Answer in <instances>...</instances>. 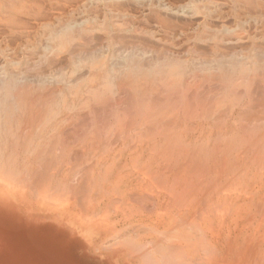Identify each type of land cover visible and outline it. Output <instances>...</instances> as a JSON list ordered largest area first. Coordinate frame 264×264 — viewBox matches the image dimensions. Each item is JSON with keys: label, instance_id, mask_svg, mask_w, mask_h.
<instances>
[{"label": "bare ground", "instance_id": "1", "mask_svg": "<svg viewBox=\"0 0 264 264\" xmlns=\"http://www.w3.org/2000/svg\"><path fill=\"white\" fill-rule=\"evenodd\" d=\"M82 1L85 2V0ZM89 1L96 3H94L95 0ZM104 1L106 3L122 1L123 4V0ZM195 1L198 0L175 5L176 3L168 2L164 4L160 0H145L143 5L154 6L152 8L158 12L157 22L165 27L174 26V19L171 21L170 15L177 18L178 16L190 18L192 13L201 17L204 15L205 18H202L205 21L200 19L202 22L199 24H203L205 26L203 27L207 29L210 27V22L207 25L206 16L212 15V11L206 7L203 9L201 0L199 2L203 7ZM260 1L244 0L243 3L247 4L245 7H252L253 11L258 2L263 5L261 8H264V2ZM207 2L204 1L205 6ZM211 3L209 1L208 6L216 4ZM40 4V0H0V32H2L0 34L6 42L11 43L14 39H22L20 36L24 33L23 28L31 26L29 24L31 22L28 23L26 18L32 17V20L38 21L37 23L43 19L42 8V15L39 13ZM91 6L93 5L91 4L90 8ZM109 6L111 7L112 4ZM118 8L122 10L121 7ZM258 8L256 12L259 11ZM80 11L85 14L83 10ZM88 13L86 12L87 15ZM92 13L89 14L92 15ZM247 14L250 15V13ZM53 15H49V18L50 16L53 18ZM223 17H220L221 21ZM49 18H45L49 22L44 20L45 22L39 23V26L48 28V33H42L44 36L48 34L46 44L43 43L39 50H33L39 51L43 55L42 59L46 57L44 55L59 56V53L64 54L65 51H68L69 56L79 53L80 48L76 47L70 51V47L77 44L75 42H79L80 38L81 41H85V38L89 39L88 36H84L85 40H82L79 33L88 31L87 34H89L92 31L83 28L88 21L76 18L77 22L73 17L75 20L73 19L72 22L68 16L67 22L62 21L64 18L57 17V21L52 18L50 21ZM246 19L248 18H244L245 21H250ZM91 20L95 21L92 17ZM117 20L113 23H117ZM62 22L65 23L61 24ZM120 22L117 23L119 27L122 24ZM99 23L97 28L103 27L102 31L106 35L105 30L108 31L111 26ZM178 23L181 24L182 21ZM223 23L221 22V26L225 28ZM125 25L128 24L123 26ZM141 25L140 29L137 26L139 31H145L146 29H141ZM90 27L91 25L88 24V28ZM228 28L226 27V30ZM230 31L232 34L233 29ZM15 33L20 38H17ZM215 33L217 32L215 31L213 35L205 31L199 32L195 38L207 40L206 43L209 41L210 48L215 52L224 43L223 38L219 39L220 35ZM242 34L234 35L237 38V41H234L238 42V37H242ZM14 35L16 38L11 40ZM29 36L30 39L33 38L31 34ZM44 36H40L41 41ZM189 37L190 40L193 39ZM107 38L104 36V39ZM228 41L229 39L226 43H229ZM86 44L89 45V42ZM30 45H26L25 48L29 49ZM110 47H106L107 51ZM252 48L256 50L255 46ZM252 48L244 49L246 54L239 57L237 66H234L235 60L234 64L229 60L232 67L229 63L227 64L228 60L225 61L224 67L226 58L223 59L224 63H221L218 58L215 59L214 56L207 58L206 55V58L204 56L199 63L196 60L199 64L196 67L198 71H201L198 75H196L197 71L193 70L194 64L192 68L188 59L183 62L173 60L169 63H166L168 60H162L163 63L156 62L157 68L151 63L149 68L144 66V63L141 64L143 60L141 56L134 52H131L134 54L132 55L129 50L128 53L124 51V55L120 56L118 61L115 60L116 63L112 59L110 62L108 59L105 61L107 55L100 57L95 63L90 61L89 64L92 67L88 65V60L85 64L96 72L86 78L88 79L86 82L91 78L94 85L88 87L87 94L93 104H97L95 108L98 110L95 111L87 101L83 103V99L82 105L86 106L88 115L86 112L84 115H81V112H73L77 117L70 114L77 101L75 104L71 103L73 109L71 105L68 107L64 104L67 111L71 110L70 113L63 112L65 109L63 105L60 106V103L56 106L57 101L53 102L59 99L54 98L55 94L59 96L65 90L54 93L50 89L48 92L45 89L43 91V85H40L41 87L38 85L40 87L38 91L32 88L29 90V86L28 90L21 89L19 92L16 91L17 93H10V90L12 92V89L16 87L14 80L22 73L16 72L15 69H12L14 70L12 72L9 70V65L16 62L10 61L11 57L7 58L9 61L3 60L4 62L0 65V213L31 222L30 224L37 227L43 225L55 228L64 236L70 237L68 239L73 240L71 243L81 244L84 249L99 254L100 257L104 256L105 259H103L112 264H122L123 261L125 264H264V57L262 60L256 59L259 56H255L256 54L252 52V56L256 57L252 58L249 53ZM85 49L86 47L82 50ZM87 49L93 52L91 48ZM31 53L28 52V54ZM86 54H89L88 51ZM116 57L113 55V60ZM234 58L236 57L230 59ZM48 59H51V56ZM135 60L139 67L141 66L140 73L143 76L132 72L133 69L130 67L135 64H132ZM51 61L48 62L54 66H58L60 62L57 61L58 64H56L57 62ZM14 64L12 66L15 68L16 64ZM50 64L48 63L47 66ZM63 64L61 63L62 66ZM72 65L73 69H69L70 76L77 72L76 64L72 63ZM79 66L78 69H80ZM226 66L232 68V73L226 72L225 69L230 70ZM123 69H125L124 73H120ZM53 70L52 74L55 72ZM126 71L129 73L127 79L130 78L129 82H131L127 80V83L124 81L125 84L118 80L117 75L122 74L123 78L125 74L126 77ZM199 73L204 75L200 76ZM57 74L54 75L55 79L52 78L53 75H48L49 82L55 84L56 81H65L62 74H58L59 76ZM131 75H136V80L133 76L130 77ZM81 77L76 80L78 82L76 87L79 89L78 84L85 82V78L81 79ZM137 77L142 81L137 80ZM72 79L69 81L73 82ZM17 81L20 79H16L15 83ZM24 81L27 82L26 79ZM71 82L68 85H72ZM76 87L73 86L71 89ZM78 88L77 91L74 90L75 95ZM82 105L80 103L79 106ZM77 107L75 106V111ZM106 115L108 117L105 118Z\"/></svg>", "mask_w": 264, "mask_h": 264}, {"label": "rangeland", "instance_id": "2", "mask_svg": "<svg viewBox=\"0 0 264 264\" xmlns=\"http://www.w3.org/2000/svg\"><path fill=\"white\" fill-rule=\"evenodd\" d=\"M104 1V0H103ZM103 1H101V0H99V1H97V0H95L94 1V3L95 4H93L92 3V1L90 2L89 0H85V2L84 1H82V2H84V3H82L81 2V0H40V2H41V4H40V8H39V10L42 8L43 9V14H44V17L42 16V20L41 21H39V23L41 24V23H43V22H45V21H47L48 19H46L45 20V18L46 17H48L49 18V15H53V18L50 16V18H52L54 21H57V19L58 18H64V20H62V21H65L66 20V22L67 21H69V20H72V22H73V17H75V19L77 18V19H80V20H84L85 22L86 21H88V22H86V23H88L89 24V26L91 25V27L90 28H88V24L87 25H85V26H87V28L84 26L83 28H85V30H92V31H94L93 32V34L90 32L89 34H87L88 33V31H80L79 33H81L80 35L82 36V40H87V38H85V39H83L84 38V36L85 37H87L88 36V40L85 42V41H81V38H80V41L82 42V43H80V41L78 42V41H76L75 43H77V44H75V45H73V46H69L70 47V51H72V49L73 48H75L76 49V47H77V49L78 48H80L79 49V53H77V54H75L74 53V55L73 56H69L68 54L69 53H67L68 51H65V53L64 54H61V53H59L58 55L60 56V60L58 59V57L59 56H56L55 54H54V56H52L53 54H51L50 56H51V59L53 60L55 57H57L56 58V60L54 59L53 61H51V59H48V58H50V56L49 57H47V55H44V56H46L45 58H43L42 59V57H43V55L42 54H40L39 53V51H34V50H39V47H41L42 46V44L44 43V44H46V41H47V35L48 34H45L46 36H44L42 33H48V28H46V27H43V26H39L40 24L39 23H37L36 21H34V20H32L33 18L32 17H30V18H26V20H27V22L29 23V22H31V23H29V24H31V26L29 25V26H27V27H24L23 28V31H24V33H23V35L22 36H20L22 39H14V38H16V36H17V38H20L19 37V35L17 34V33H15V35H14V37L13 38H11V40L12 39H14V42H13V40H12V42H11V40H9V42H11V43H8V42H6V40H5V38L3 37V35H1L0 34V65H1V63L2 62H4L3 60H8L7 58H10L9 60L10 61H12L13 60V62L14 61H16V62H18V64H16V62H15V68H14V66H12L13 64H10L9 65V70L12 72V71H14V70H12V69H15V71L16 72H18V73H22L21 75H20V77L18 78H16V79H20V81H24L25 79L27 80V82L26 81H24L23 83L22 82H20V81H17L16 83H15V81H16V79L14 80V84H16V87L14 88V86H13V88L14 89H12V92H11V90H10V93H17V92H19L21 89H26V90H28V88L27 87H29L30 86V88H29V90H34V91H38L37 89H39L42 85V89H43V91H45V90H48V92L50 91V89H51V91L52 92H54V93H56V91L57 92H59V93H61V91L63 90H65L64 92H62L63 94H60L59 96H57L56 94H55V97L54 98H59V99H55V100H53V102L55 103L56 101V104L57 103H60V106H62L63 105V108L65 109V106H64V104L65 105H68V107H70V105H71V109H73V111L70 113V111H67V109H65V111H63V112H66V113H70V114H73L74 115V113L76 112H81V115H84V113L86 112V114H87V108H86V106H84V105H82L83 103H85V101H87V103L90 105H92L93 106V108L95 109V111H97L98 109H96L95 108V106L97 105V104H93V101L90 99V96H89V94H87L88 93V87H91V85L92 86H94L93 85V82L91 81V78L89 79L90 81H87L86 82V80H88V79H86V78H88V76L90 77V74H92V73H94V72H96V70L94 69L93 70V68L92 69H89L90 68V66H91V64H89V62L90 61H94V63H95V61L97 60L98 61V59H100V57H102V56H105V55H107L106 56V59H105V61L108 59V62H110L111 60L110 59H112V61H114L115 62V60L116 61H118V59L120 58V56H122V55H124V51H128L129 50V52H130V54H132L133 52H134V54H137L140 58H143V60H142V62H141V64H143L144 63V66H146V67H149V65H150V63H151V65H154V67H155V65L157 64L156 62H158V61H162V60H168L166 63H169V62H173V60L174 61H178L179 60V62H180V60H181V62H183V61H185V60H190V63L189 64H192V68H193V70H194V72H196V73H194V75L196 74V75H198V72H200L201 73V71H198V69H197V67L196 66H199V64H197L196 63V60H197V62L199 63L200 62V60L202 59V58H204V56H205V58H206V55H207V58H209V57H211V56H214V58L215 59H217L218 58V60L219 61H221V63L223 62V59H225L226 58V60H224V62L225 61H227L228 60V62H227V64L230 62L229 60H231V62L230 63H232V64H234L233 63V61L234 62H236V64H234V66L236 65H238L237 63L239 62V57L241 56V55H245L246 54V52H244V49H249V47L250 48H252V47H254L255 46V49L256 50H254V48H252L251 49V52H249L250 54H251V56L255 53L256 55L255 56H259L258 58H256L255 56H252V58L253 57H255L256 59H259V58H261L260 60H262V58L264 57V37H262V36H264V21L262 22V20H263V18L264 17H262V16H264V8L262 9L261 7H263V5L262 4H259V2H261L260 0H259V2L257 3V6H256V8L255 9H253V11H252V7L251 8H249V7H245V6H247V4H245V2L243 3V1L241 2V1H239V0H209V1H211L212 3L211 4H213V2H215L216 4H213V5H211V6H208V4H209V1L207 2V0H201L200 2L202 3H200L199 2V0L197 1V2H199V6H201V5H204V8L203 9H206V8H209V9H211V11H212V15H207L206 16V23H207V25H209V22H210V29L209 28H207V29H209V30H207V29H205L204 27V25L203 24H199V22H202V21H205V20H203V18H205L204 17V15H202V17H201V15L199 16V15H193L192 13H191V17L190 18H188V17H186V16H178V18L176 17V16H171L170 15V20L171 21H173L172 19H174V21L173 22H175L174 23V26L173 27H165V26H163V25H161L159 22H157V14H158V12H157V10H155V8H152V7H154V6H144L145 5V0H123V4L121 3L122 1H117V3H114L113 1H109V2H103ZM157 1V0H156ZM161 2H163L164 4H167V2L169 3V4H175V5H177L178 3L179 4H181V3H185V4H187L188 2L187 1H191V0H160ZM175 1V2H174ZM187 3H186V2ZM194 1V0H193ZM204 1L205 2H207V6H205V4H204ZM254 1V0H253ZM263 2H264V0H262ZM98 2H102L101 4L100 3H98ZM196 1H195V3H197ZM82 3V4H81ZM93 5V6H91L92 8H90V5L91 4ZM98 3V4H97ZM121 3V4H120ZM125 3V4H124ZM142 3V4H141ZM194 3V4H195ZM227 3V4H226ZM230 3V4H229ZM236 3V4H235ZM75 4V5H74ZM84 4H89V6L87 7V5H84ZM107 5V7H106V5ZM112 4V6L113 5H120V6H118V7H121L122 8V10L120 9V8H118L117 6L115 7V6H113V8H112V6L110 7H108V5H111ZM144 4V5H143ZM201 4V5H200ZM244 4V5H243ZM264 4V3H263ZM44 5V6H43ZM98 5H100V6H98ZM122 5L124 6V7H122ZM197 5V4H196ZM197 5V6H198ZM240 5V6H239ZM80 6V7H79ZM85 6H86V8H88V10H90V12L92 13L93 11H94V13H92V15L91 14H89L90 12L85 8ZM101 6H103V7H101ZM143 6V7H142ZM218 7V9H217V7ZM237 6V7H236ZM53 7H55L54 9H53ZM75 7V8H74ZM81 7H83V8H81ZM106 7V8H105ZM115 7V8H114ZM131 7V8H130ZM145 7V9H143ZM201 7H203V6H201ZM206 7V8H205ZM240 7V8H239ZM259 7V8H258ZM65 8V9H64ZM81 8V9H80ZM90 8V9H89ZM94 8V9H93ZM98 8V9H97ZM117 8V9H116ZM126 8H127V11H126ZM151 9L150 11H149V9ZM212 8H213V10H212ZM235 8V9H234ZM245 8H247V9H245ZM254 8V7H253ZM257 8H258V10L259 11H257L256 12V10H257ZM42 9L40 10V15H42L41 13H42ZM47 9H49V11H47ZM59 9V10H58ZM61 9V10H60ZM86 9V10H85ZM91 9L93 10V11H91ZM97 9V10H96ZM111 9V10H110ZM117 11H115V10ZM129 9V10H128ZM214 9H217V10H214ZM57 10V11H56ZM80 10H85L84 12H85V14H86V12L88 13V15L86 14H82V11H80ZM110 10V11H109ZM114 10V11H113ZM120 12H119V11ZM137 10V11H136ZM153 10V11H152ZM232 10H234V11H232ZM62 11V12H61ZM110 13H109V12ZM127 13H126V12ZM213 11H214V13H213ZM249 11V12H248ZM252 13H251V12ZM63 13V14H61V13ZM72 12V13H71ZM73 12H76V13H73ZM139 12V13H138ZM157 12V13H156ZM260 12V13H259ZM47 13V14H46ZM69 13H71V14H69ZM81 13V14H80ZM101 15H100V14ZM142 13V14H141ZM217 13H219V14H217ZM224 13V14H223ZM245 13V14H244ZM247 13H250V15L249 14H247ZM258 14V15H255V14ZM262 13V14H261ZM57 14V15H56ZM68 14V15H67ZM77 14H79V16L81 15L83 18H80V17H78V15ZM110 14V15H109ZM113 14V15H112ZM118 14H120V15H118ZM127 14V15H126ZM220 14H221V16H220ZM247 14V15H246ZM93 15H94V17H96V18H94L93 17ZM117 15V16H116ZM125 17H124V16ZM140 15V16H139ZM193 15V16H192ZM229 15V16H228ZM234 15V16H233ZM253 15V16H252ZM262 15V16H261ZM46 16V17H45ZM67 16L69 17V20H68V18H67ZM87 16H89V17H87ZM128 16H130V17H128ZM137 16V17H136ZM187 16H190V15H187ZM194 16H196V17H198V18H196V17H194ZM216 16V17H215ZM222 17V16H224L222 19V21L220 20L221 18L220 17ZM227 16V17H226ZM233 16V17H232ZM246 16V17H245ZM248 16H250V17H248ZM58 17V18H57ZM72 17V18H71ZM91 17H92V19H95V21L94 20H91ZM101 17V18H100ZM112 17H113V19H112ZM155 17V18H154ZM200 17V18H199ZM209 17V18H208ZM213 17H215V18H213ZM49 18V20L50 21H52V19H50ZM85 18V19H84ZM88 18V19H87ZM108 18H109V20H110V22H109V20H108ZM120 18V19H119ZM131 20H130V19ZM154 18V19H153ZM192 18H193V20H192ZM211 18V19H210ZM218 18V19H217ZM225 18V19H224ZM242 19V21H240V19ZM244 18H248V19H246V20H249L250 19V21H251V23H249L250 21H245L244 20ZM256 18H257V20H256ZM261 18V19H260ZM74 19V20H75ZM75 20V21H77L78 22V20ZM96 19H98V20H96ZM118 19V20H117ZM125 19H127V20H129L128 22H127V20L125 21V22H123ZM185 19V20H184ZM200 19H202V21L200 20ZM213 19V20H212ZM217 19V20H216ZM251 19H254V20H251ZM259 19H260V21H259ZM30 20V21H29ZM32 20V21H31ZM45 20V21H44ZM115 20H117L116 22L119 24V22L120 23H122L123 25L124 24H128V25H125V26H123L122 24H120L121 25V27H119V25L117 24V23H113V21H115ZM135 22H134V21ZM178 20V21H177ZM195 20V21H194ZM209 20V21H208ZM212 20V21H211ZM218 20H220V21H218ZM234 20V21H233ZM244 20V21H243ZM74 21V22H75ZM106 21H107V23H106ZM119 21V22H118ZM182 21V23L181 24H179L178 22H181ZM188 21V22H187ZM190 21H192V22H190ZM223 21H224V23H223ZM230 21V22H229ZM233 21V22H232ZM256 22V23H253V22ZM259 21V22H258ZM1 22V21H0ZM47 22H49V21H47ZM81 22V21H80ZM79 22V23H80ZM91 22L93 23V24H91ZM99 22H101V24L103 23V25L104 24H106V25H108V26H111V28H109V30L107 31V30H105V34L106 35H104V31H102V28H100L101 29V32H103V33H101L100 32V29H98L99 28V26H98V23ZM108 22H109V24H108ZM137 22V23H136ZM139 22H140V24H139ZM156 22V23H155ZM184 22V23H183ZM187 22V23H186ZM221 22L228 28L227 30H232L233 29V31H232V34H231V31H230V33H229V31L227 32V30H226V27L225 28H223L221 25ZM33 23H37L36 25H34ZM63 23H65V22H62L61 24H63ZM85 23V24H86ZM130 23H131V25H130ZM155 23V24H154ZM178 25H177V24ZM218 23V24H217ZM250 24V25H246V24ZM96 26H95V25ZM113 24V25H112ZM133 24V25H132ZM135 24V25H134ZM138 24H139V26L141 25V29L143 28V29H146L145 31L144 30H140L139 31V29H140V27L138 26ZM196 24V25H195ZM213 24V25H212ZM214 24H216V25H214ZM233 24V25H232ZM236 24V25H235ZM99 25H100V23H99ZM155 25V26H154ZM158 27H157V26ZM160 25V26H159ZM178 26V28H177V26ZM182 25V26H181ZM190 25V26H189ZM223 25V26H224ZM235 25V26H234ZM4 26V25H3ZM36 26V27H35ZM62 25H60V27H61ZM116 26H117V28H116ZM132 26V27H131ZM139 27V29H138V27ZM204 26V27H203ZM214 26V27H213ZM219 26V27H218ZM221 26V27H220ZM236 26H238V27H236ZM98 27V28H97ZM101 27V26H100ZM105 27V26H104ZM135 27H136V29H135ZM146 27V28H145ZM175 27V28H174ZM197 27L199 28V29H197ZM237 28V30H236V28ZM247 27V28H246ZM4 28L5 29H7L6 28V26H4ZM3 27H1V29H4ZM46 28V29H45ZM82 28V29H83ZM95 28V29H94ZM127 28V29H126ZM128 28H131L130 30L128 29ZM154 28V29H153ZM201 28V29H200ZM204 28V29H203ZM244 28H245V30H244ZM259 28V29H258ZM98 29V31H96ZM120 29V30H119ZM127 31H126V30ZM133 29V30H132ZM215 29V30H214ZM255 29V30H254ZM137 30H138V32H137ZM178 30V31H177ZM211 30H213L212 32H211ZM218 30V31H217ZM235 30V31H234ZM239 30V31H238ZM28 31L30 32V33H28ZM38 31V32H37ZM97 33H96V32ZM120 31V32H119ZM143 31V32H142ZM198 31V32H197ZM209 32V33H211L212 35L214 34V32L216 31L217 33H215V34H217V35H220L218 38L220 39H222L223 40V42L225 43H223L222 44V46H219V48H218V50H216L215 52H213V50L210 48V43H209V41L207 42L208 43V45H207V43H206V41L207 40H197L198 38H195V37H197L198 35L197 34H199V32L201 33V32ZM220 31V32H219ZM248 31V32H247ZM251 31V32H250ZM257 31V32H256ZM26 32V33H25ZM86 34H85V33ZM140 32V33H139ZM146 32V33H145ZM154 32V33H153ZM183 32V33H182ZM185 32V33H184ZM228 34H227V33ZM237 32V33H236ZM239 32H241V33H239ZM246 32V33H245ZM263 32V33H262ZM0 33H2V32H0ZM39 33V34H38ZM42 35H41V34ZM78 33V34H79ZM122 33V34H121ZM220 33V34H219ZM225 35H224V34ZM242 33H244V34H242ZM257 33V34H256ZM24 34H26V35H24ZM31 34V36H33V38L35 39H30L31 37L29 36ZM83 34V35H82ZM95 34H97V35H95ZM115 34V35H114ZM126 34V35H125ZM138 34V35H137ZM152 34V35H151ZM191 34V35H190ZM194 34V35H193ZM236 34H242V37L240 38V37H238V39L240 40V42H239V40H238V42H235L234 40H236L237 41V38H235L234 37V35L236 36ZM114 35V36H113ZM133 35H135L134 37H133ZM140 35H141V37H140ZM147 35V36H146ZM162 35H163V37H162ZM197 35V36H196ZM252 35V36H251ZM259 35V36H258ZM28 36V37H27ZM40 36L42 37V36H44L43 38H41L42 39V41L40 40ZM97 36V37H96ZM104 36H107L108 38L107 39H104ZM126 36V37H125ZM136 36H138V37H136ZM149 36V37H148ZM164 36H166V37H164ZM177 36H178V38H177ZM189 36H191V39L192 40H190V37ZM193 36V37H192ZM209 36H210V34H209ZM222 36V37H221ZM250 36V37H249ZM27 37V38H26ZM37 37V38H36ZM94 37H96V38H94ZM111 37V38H110ZM154 37V38H153ZM235 39H234V38ZM258 37V38H257ZM261 37V38H260ZM26 38V39H25ZM99 38H101V39H99ZM117 38V39H116ZM124 38V39H123ZM151 38V39H150ZM157 38V39H156ZM225 38H226V40H225ZM232 38V39H231ZM244 38H246V39H244ZM45 39V40H44ZM98 39V40H97ZM103 39V40H102ZM111 40V42H108V41H110ZM128 39V40H127ZM169 39V40H168ZM195 39V40H194ZM229 39V43H226L227 42V40ZM252 39V40H251ZM255 41H254V40ZM25 40V41H24ZM33 40V41H32ZM43 40H44V42H43ZM102 40V41H101ZM106 40H107V42H106ZM112 40H114V42L112 41ZM116 40V41H115ZM122 40V41H121ZM152 40V41H151ZM155 40V41H154ZM251 40V41H250ZM258 40V41H257ZM261 40V41H260ZM16 41V42H15ZM124 41H127V42H129V43H127V42H124ZM176 41V42H175ZM204 41V42H203ZM247 41V42H246ZM253 41V42H252ZM22 42H24V43H22ZM42 42V43H41ZM89 42V45H90V47H89V45L88 44H86V43H88ZM113 42V43H112ZM124 42V43H123ZM135 42V43H134ZM151 42V43H150ZM157 42H159V43H157ZM199 42V43H198ZM221 42V41H220ZM231 42V43H230ZM258 42V43H257ZM15 45H14V44ZM28 43V44H27ZM39 43V44H38ZM162 43V44H161ZM239 43V44H238ZM260 43H261V45H260ZM29 44H31L30 45V47H29V49L28 48H25V46L26 45H29ZM78 44H80V45H78ZM102 44V45H101ZM115 44V45H114ZM133 44V45H132ZM180 44V45H179ZM235 44V45H234ZM240 44L242 45V46H240ZM247 44H248V46H247ZM21 45V46H20ZM34 47H33V46ZM100 45V46H99ZM105 45V46H104ZM109 45V46H108ZM139 45V46H138ZM157 45V46H156ZM160 45V46H159ZM176 45V46H175ZM197 45V46H196ZM201 45V46H200ZM212 45V44H211ZM82 46V47H81ZM104 48H103V47ZM110 46H116L115 48H113V47H110ZM128 46V47H127ZM142 46V47H141ZM146 46H147V48H146ZM156 46V47H155ZM169 46V47H168ZM176 48H175V47ZM206 48H205V47ZM235 46V47H234ZM258 46H260V48L258 47ZM31 47H32V49H31ZM43 47H44V45H43ZM86 47V49L83 51L82 49L83 48H85ZM94 47H95V49H94ZM106 47H110L109 49H108V51H107V48ZM124 47H125V49H124ZM132 47V48H131ZM154 47V48H153ZM202 47V48H201ZM221 47V48H220ZM230 47H231V49H230ZM242 49H241V48ZM82 48V49H81ZM87 48H91V50H93V52L92 51H90V49L88 50ZM111 48H113L112 50H111ZM116 48H118L117 50H116ZM119 48H121V49H119ZM142 48V49H141ZM174 50H173V49ZM194 48V49H193ZM196 48H197V50H196ZM228 48V49H227ZM258 48L260 49V50H258ZM2 49H3V51H2ZM21 49H23V50H21ZM34 49V50H33ZM43 49V48H42ZM99 49V50H98ZM104 49H106V50H104ZM143 49H144V52H143ZM157 49V50H156ZM172 49V50H171ZM203 49V50H202ZM205 49H207V50H205ZM4 50H6V51H4ZM11 50V51H10ZM26 50H27V52H26ZM32 50L34 51V53L32 52ZM82 50V51H81ZM98 50V51H97ZM102 50L104 51V52H102ZM116 50V51H115ZM131 50V51H130ZM134 50V51H133ZM137 50V51H136ZM138 50H139V52H138ZM178 50V51H177ZM196 50V51H195ZM230 50V51H229ZM234 50V51H233ZM252 50H254V51H252ZM263 50V51H262ZM2 51V52H1ZM80 51H81V53H80ZM87 51H88V53L89 54H86L87 53ZM98 53H97V52ZM118 51V52H117ZM194 51H195V53H194ZM239 51V52H238ZM240 51L242 52V53H240ZM5 52V53H4ZM28 52L29 53H31V54H28ZM40 52H41V50H40ZM83 52H85V53H83ZM92 52V53H91ZM100 52H102V53H100ZM108 52V53H107ZM132 52V53H131ZM140 52H142V53H140ZM172 52V53H171ZM202 52V53H201ZM228 53V55L226 54V53ZM237 52V54L235 55V53ZM252 52H253V54H252ZM259 52V53H258ZM19 53V54H18ZM66 53H67V55H66ZM83 53V54H82ZM105 53H107V54H105ZM112 53V54H111ZM113 53H115V54H113ZM118 53H121V55L119 54L118 55ZM128 53V52H127ZM139 53V54H138ZM149 53V54H148ZM199 53V55L197 56V54ZM204 53V54H203ZM245 53V54H244ZM258 53V54H257ZM22 54V55H21ZM79 54V55H78ZM80 54H81V56H80ZM97 54V55H96ZM126 54V53H125ZM134 54H132V55H134ZM147 54V55H146ZM171 54V55H170ZM174 54V55H173ZM203 54V55H202ZM218 54V55H217ZM238 54H240V55H238ZM261 54V55H260ZM21 55V56H20ZM49 55V54H48ZM62 55V56H61ZM79 56V58H78V56ZM95 55V56H94ZM109 55V56H108ZM110 55H112L111 57H110ZM113 55H114V57H116V58H114V60H113ZM144 55V56H143ZM160 55H161V57H160ZM220 55H222L221 57H220ZM233 57H236V58H234V59H230V58H233ZM6 58H5V57ZM27 58H26V57ZM65 56V57H64ZM66 56H67V58H66ZM92 56V57H91ZM155 56V57H154ZM157 56V57H156ZM160 58H159V57ZM172 58H171V57ZM187 56V57H186ZM195 56V57H194ZM237 56H238V61H237ZM262 56V57H261ZM25 57V58H24ZM52 57H54V58H52ZM63 57V58H62ZM174 57V58H173ZM177 57V58H176ZM193 57V58H192ZM230 57V58H229ZM3 58V59H2ZM5 58V59H4ZM13 58H15V59H13ZM33 58V59H32ZM75 58V59H74ZM103 58H105V57H103ZM103 58H101V59H103ZM155 58V59H154ZM162 58V59H161ZM165 58V59H164ZM229 58V59H228ZM254 58V59H255ZM26 59V60H25ZM48 59V60H47ZM71 59V60H70ZM158 59H160V60H158ZM170 59V60H169ZM183 59V60H182ZM222 59V60H221ZM8 60V61H9ZM35 60H37V61H35ZM43 60V61H42ZM51 61V62H57V61H60L59 62V64H58V62L56 63V64H58V66L56 65V66H54V65H51L50 64V62H48V61ZM64 60V61H63ZM67 60V61H66ZM76 62H75V61ZM89 60V61H88ZM194 60H195V62H194ZM240 60H241V58H240ZM30 61V62H29ZM87 61H88V65H90V66H88L87 64H85V62L87 63ZM96 61V62H97ZM24 62V63H23ZM46 62V63H45ZM63 62H64V64H63ZM65 62H67V64L65 63ZM83 62H84V64H85V66H84V64H83ZM152 62L154 63V64H152ZM194 62V63H193ZM223 62V63H224ZM38 63V64H37ZM48 63L51 65V66H54V67H51L50 65L49 66H47L48 65ZM61 63L63 64V66L61 65ZM72 63H74V64H76V71L77 72H75L74 74H71V76H70V70L69 69H73V65H72ZM91 63V62H90ZM116 63V62H115ZM137 64V61L135 60V61H133L132 62V64ZM145 63H146V65H145ZM161 63H163V61L161 62ZM230 63H229V66H231L230 65ZM20 64V65H19ZM32 64V65H31ZM37 64V65H36ZM71 64V65H70ZM131 64V65H132ZM134 64V65H135ZM193 64H194V66H193ZM196 64V65H195ZM60 65V66H59ZM65 65H67V66H65ZM79 65H83V66H79ZM132 65L130 68H132L133 70H132V72H136V73H134V74H141L142 75V73H140V72H142V68H141V66L139 67V65L137 64V65ZM225 65H226V62H225V64H224V67H225ZM18 66V67H17ZM39 66V67H38ZM63 68H62V67ZM71 66V67H70ZM78 66L80 67V69H78ZM143 66V65H142ZM233 66V67H234ZM45 67V68H44ZM65 67H67V68H65ZM85 67V68H84ZM92 67V66H91ZM139 69H138V68ZM226 67H228V66H226ZM232 67V66H231ZM231 67H228V68H230V70H228V69H225L226 70V72L228 71H232V68ZM22 69V71H21V69ZM28 68V69H27ZM38 68V69H37ZM47 68H48V70H47ZM56 69V70H53V69ZM84 68V69H83ZM141 68V69H140ZM150 68V67H149ZM156 68H157V65H156ZM24 69V70H23ZM34 69V70H33ZM42 70V72H41V70ZM58 69H60V70H58ZM65 69V70H64ZM78 69V70H77ZM89 69V70H88ZM27 70V71H26ZM52 70H53V74H52ZM83 70V71H82ZM93 70V71H92ZM124 70L125 69H123V70H120V73H124ZM130 70V69H129ZM140 70V71H139ZM20 71V72H19ZM26 71V72H25ZM44 71V72H43ZM57 71H59V72H57ZM66 71V72H65ZM39 72H41V73H39ZM48 72V73H47ZM79 72V73H78ZM137 72H139V73H137ZM23 73H24V75H23ZM34 73V74H33ZM56 73H58V74H62L61 76H64V80L65 81H63V82H54L55 84H53V83H51V82H49L50 80V78H48L49 76L48 75H53L52 76V78H54L55 76V74ZM65 73V74H64ZM89 73V74H88ZM117 73V72H116ZM126 73V77H125V74H123L124 75V77L122 78V74L119 76V75H117L118 76V80L119 81H126V83H127V80H128V82H129V79H127V77L129 76V73L126 71L125 72ZM200 73H199V75H200ZM212 73V72H211ZM232 73V72H231ZM27 74V75H26ZM38 74V75H37ZM57 74V75H58ZM64 74V75H63ZM207 74V73H206ZM34 75V76H33ZM42 75V76H41ZM57 75H56V77H57ZM73 75V76H72ZM128 75V76H127ZM136 75H131L130 77H132L133 76V78L136 80ZM204 75V74H203ZM203 75H200V76H203ZM208 75V74H207ZM37 76H38V78H39V82H38V78H37ZM45 76V77H44ZM47 76V77H46ZM59 76V75H58ZM66 76V77H65ZM70 76V77H69ZM77 76V77H76ZM82 76V77H81ZM143 76V75H142ZM21 77H24L23 79H21ZM26 77H28V78H26ZM42 77V78H41ZM73 77H75V79L73 78ZM79 77H81V79H83V77L85 78L84 79V83H82V82H80L79 84H78V86L80 87V89L78 88V87H76L77 85H76V83H78V82H76V80H78V79H80ZM40 78H41V80H40ZM72 79V81L73 82H71V81H69V80H71ZM125 78H126V80H125ZM132 78V79H133ZM150 78V77H149ZM32 81H30V80ZM43 79H44V81H43ZM55 79V78H54ZM134 79H133V81H134ZM151 79V78H150ZM1 80V79H0ZM4 80V79H3ZM7 79H5V81H6ZM36 80H37V82H36ZM137 80H140V81H142L140 78L138 79V77H137ZM45 82V81H47V82H45V83H43V82ZM74 81H75V85H74ZM239 81H240V78H239ZM1 82H4V81H1ZM21 84H20V83ZM65 82H67V83H65ZM73 83L72 85H68L69 83ZM131 82V81H130ZM129 82V83H130ZM36 83H40V84H36ZM46 83H49V84H47L46 85ZM59 83H61V84H59ZM125 83V82H124ZM125 83V84H126ZM237 83H238V81H237ZM17 84H19V85H17ZM51 84V85H50ZM1 85V84H0ZM21 85V86H20ZM38 85L40 86V87H38ZM57 85V86H56ZM59 85H61L60 87H59ZM84 85H85V87H84ZM47 86H49L48 87V89H47ZM53 86H54V88H55V86L57 87V88H59V89H57V88H55V89H57V90H55L54 88H53ZM66 86H68V88L66 89ZM69 86H75L76 87V89L78 88V92L76 93V95H75V93L74 92H76L77 90L76 89H71L72 87H69ZM37 87V88H36ZM65 87V88H64ZM32 88V89H31ZM70 88V89H69ZM84 88V89H83ZM6 89V88H5ZM36 89V90H35ZM42 89H40V90H42ZM45 89V90H44ZM52 89H54V90H52ZM4 90V89H3ZM2 90V93L4 92ZM39 90V91H40ZM69 90V91H68ZM70 90H71V92H70ZM74 90H76V91H74ZM17 91V92H16ZM80 91V92H79ZM85 91V92H84ZM71 94H70V93ZM82 92V93H81ZM84 92V93H83ZM0 93H1V91H0ZM70 94V95H68V94ZM8 94H9V92H8ZM74 94V96H71V95H73ZM79 94H81V95H79ZM68 95V96H67ZM80 96V97H79ZM85 96H86V98L88 97V99L86 100V98H85ZM6 97V96H5ZM63 97V98H62ZM67 97V98H66ZM76 99H75V98ZM8 98H9V95H8ZM61 98V99H60ZM65 98V99H64ZM81 98V99H80ZM5 99H7V98H5ZM4 99V100H5ZM67 99V100H66ZM75 99V100H74ZM83 99H84V102H83ZM69 100V101H68ZM63 101V102H62ZM64 101H65V103H64ZM75 101H77V103L75 104ZM73 102V103H72ZM83 102V103H82ZM62 103V104H61ZM69 103V104H68ZM75 104V105H73V108H72V104ZM80 103H81V107H83V109H80L81 107L79 106L80 105ZM54 106H55V104H54ZM56 106H59V104H57ZM75 106L77 107H80L79 108V110H78V107L76 108L77 110L75 111ZM98 106H99V104H98ZM98 108V107H97ZM74 112V113H73ZM108 113H109V111H108ZM107 113V114H108ZM86 114H85V116H86ZM76 115V114H75ZM74 115V116H75ZM88 115V114H87ZM76 117H77V115H76ZM106 117H108V115H106L105 116V118ZM110 118V117H109ZM31 222H28V221H25V220H23V221H21V220H18V218H16V217H14V216H8L6 213H0V264H110L111 262H106L104 259V256H101L100 257V255L99 254H95V253H93L92 251H89L88 249H84V247L81 245V244H78V243H71L72 241H70L68 238H70V237H68L67 235L66 236H64V234H62L61 232H59V231H56L55 230V228H49V227H44L43 225H40L41 227H37V225H33V224H30ZM48 229V230H47ZM55 230V231H54ZM55 233V234H54ZM60 234H62V235H60ZM58 235V236H57ZM64 236V237H63ZM70 241V242H69ZM68 243H70L69 245H70V247H69V245H68ZM76 244H77V246H76ZM74 246V247H73ZM83 249V250H82ZM84 255L86 256V257H84ZM88 256V257H87ZM104 258V259H103ZM98 259V260H97ZM124 262V261H123ZM122 262V264H125V263H123ZM112 264V263H111Z\"/></svg>", "mask_w": 264, "mask_h": 264}]
</instances>
